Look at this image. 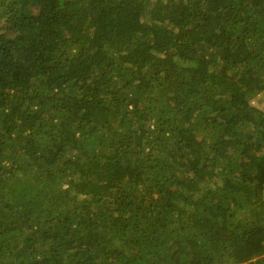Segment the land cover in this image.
I'll return each instance as SVG.
<instances>
[{
  "label": "trees",
  "instance_id": "obj_1",
  "mask_svg": "<svg viewBox=\"0 0 264 264\" xmlns=\"http://www.w3.org/2000/svg\"><path fill=\"white\" fill-rule=\"evenodd\" d=\"M0 264H264V0H0Z\"/></svg>",
  "mask_w": 264,
  "mask_h": 264
},
{
  "label": "rangeland",
  "instance_id": "obj_2",
  "mask_svg": "<svg viewBox=\"0 0 264 264\" xmlns=\"http://www.w3.org/2000/svg\"><path fill=\"white\" fill-rule=\"evenodd\" d=\"M258 100H259L258 98L255 99L256 102H257ZM262 104H263V103H262Z\"/></svg>",
  "mask_w": 264,
  "mask_h": 264
}]
</instances>
